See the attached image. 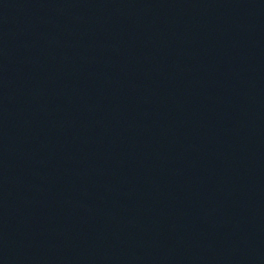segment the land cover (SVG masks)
<instances>
[{"label": "water", "instance_id": "1", "mask_svg": "<svg viewBox=\"0 0 264 264\" xmlns=\"http://www.w3.org/2000/svg\"><path fill=\"white\" fill-rule=\"evenodd\" d=\"M0 264H264V0H0Z\"/></svg>", "mask_w": 264, "mask_h": 264}]
</instances>
